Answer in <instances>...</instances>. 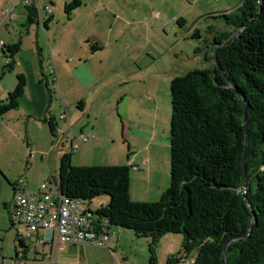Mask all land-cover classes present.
<instances>
[{
	"label": "trees",
	"instance_id": "trees-1",
	"mask_svg": "<svg viewBox=\"0 0 264 264\" xmlns=\"http://www.w3.org/2000/svg\"><path fill=\"white\" fill-rule=\"evenodd\" d=\"M80 3L64 4L67 17ZM25 9V24L37 22L38 7ZM206 16L223 25H207L203 45L194 49L209 65L170 81V181L158 199L130 197L129 165H73L71 149L61 154L57 176L47 184L83 201L112 230L128 229L152 244L166 233L181 234L180 251L164 264L187 258L190 264H264V0H241L230 12ZM191 37L200 39V31L194 29ZM4 46L9 60L3 72L12 70L20 42ZM25 85V76L16 74L14 88L0 99V117L17 109ZM43 121L55 137V119ZM17 183H11L13 193ZM100 195L107 201L92 210L91 200ZM15 240V259H25V238Z\"/></svg>",
	"mask_w": 264,
	"mask_h": 264
},
{
	"label": "crops",
	"instance_id": "crops-1",
	"mask_svg": "<svg viewBox=\"0 0 264 264\" xmlns=\"http://www.w3.org/2000/svg\"><path fill=\"white\" fill-rule=\"evenodd\" d=\"M179 1L181 0H144V3L149 9L158 8L161 13L159 16L165 14L166 17L170 5L175 3L176 8ZM30 2L31 5L40 6L38 21L35 22L37 26L33 27L34 23L25 24L24 21L20 22L22 29L19 31L11 26V30L6 28V25L10 24H5L8 32L3 28L0 30V40L6 46L20 42V50L13 55L12 70H1L0 88L7 94L16 84V74H23L26 85L18 106L24 104L25 112L30 113L43 128L45 127L44 137L49 141L50 151L57 153L66 145L69 151L72 144L77 145L72 154L80 147L83 151L86 149V152H101L108 148V161L101 164L130 166L133 172L130 174L129 191L133 194V200L148 201L150 196L151 200H155L169 183L167 167L165 169V165H162L163 173L159 171L160 164L157 167L159 159L165 161V150L161 154V141L156 134L159 117L157 89H150L145 85L146 80L136 77L138 70L135 68L138 65L135 61L126 62L123 54L119 55V59H110L104 52L110 40L112 20L118 21L122 18L117 9L130 6L133 1L81 0L80 5L67 19L62 13L64 3L59 7V4L55 5L47 0H31L29 5ZM191 2L193 6L203 3L220 8L230 6L232 8L229 10H234L239 7L241 0ZM45 5L49 6V13L44 9ZM185 7L186 5H183L182 8ZM130 8L132 9L131 6ZM25 10L24 8L21 13L26 18ZM180 12L182 9L172 13L176 21ZM48 16H51V19ZM203 17L204 15L197 20ZM16 18L13 16V19ZM105 19H111L109 28L105 27ZM91 46L96 49H91ZM5 55V46H0V59L4 65L9 60ZM49 62H52L56 80L51 78ZM50 117L55 119V137L43 121V118ZM81 134L85 136V141L80 138ZM68 135L70 140L67 141ZM63 142L65 145L62 146ZM123 142L127 150L121 149ZM152 179L160 183L155 191H152ZM136 184H147L146 198L141 195L145 192L143 187L132 189ZM113 233L108 248L65 245L57 252L55 264H114L117 258L116 250L124 245L125 233L117 229L113 230ZM38 236L48 237L50 233L40 230ZM34 245L36 250H33V262L27 263L28 251L24 255L25 259L16 261H20L19 264H50L42 258V253L37 252L52 249L49 242ZM61 252L70 253V258L59 257Z\"/></svg>",
	"mask_w": 264,
	"mask_h": 264
},
{
	"label": "rangeland",
	"instance_id": "rangeland-1",
	"mask_svg": "<svg viewBox=\"0 0 264 264\" xmlns=\"http://www.w3.org/2000/svg\"><path fill=\"white\" fill-rule=\"evenodd\" d=\"M47 1H51L55 5L59 4L60 7L63 3H68L71 0ZM131 1H133L130 5L132 9L130 6H122L117 9L121 13V19L118 21L112 20L113 24L109 22L111 19L104 20L105 27L109 28V24H111L112 30L108 46L104 52L110 59H119V55L123 54L126 62L135 61L140 69L138 67L135 68L138 70L136 77L140 80H146L147 84L145 85L149 86L150 89H157L159 117L157 119L156 134L161 141V154L165 150V161L162 158L159 159L160 163H158L157 167L160 164V173L164 172L162 165H165V169L167 167L170 181L168 140L170 81L174 76L182 75L188 70L193 68L201 69L209 65L207 61L203 60L201 53H195L194 51L197 46L203 45V40L207 37L205 32L207 25L214 23V20L210 19L206 14L215 12L219 14L218 12L220 11L230 12L232 10L229 9L232 7L220 8L218 6H207L203 3V5L193 6L191 5V0H181L178 4L176 3V8L174 7L175 3L170 5L166 17L165 14L160 17L159 14L161 13L158 8L149 9L144 0ZM28 3V0H0V30L3 28L8 32L6 28L11 30L9 26L16 31L22 29L20 22L23 23L26 18L23 17L21 11L29 5ZM183 5H186V7L182 8ZM181 9V14L176 17L179 21H176L172 13ZM62 13L64 18L67 19L64 5H62ZM203 15V18L197 20L198 17ZM13 16L17 18L13 19ZM222 22L219 21L213 25L221 27L223 25ZM5 24L10 25H6L5 28ZM32 26L35 27L37 25L34 23ZM194 29L200 31V39L191 37ZM3 66V60L0 59V75ZM2 91L0 88V99H5L7 94ZM24 108H26L24 104H21L17 109L10 110L0 117V264L20 263V261L15 259V246L17 245L15 239L18 235H23L25 231L24 225L17 223L12 225L10 221L9 205L14 196L11 183L21 180L26 192L32 195L37 194V188L40 184L48 183L49 178L57 176L59 157L64 151L68 152L67 145L57 153L50 151L49 141L44 137L43 129L45 127L43 128L30 113H26ZM109 128L108 126L107 129ZM124 131H127L126 125ZM82 136L83 134L80 135V138L83 140ZM68 139L70 140L69 135L67 141ZM63 145H65L64 142L62 143ZM59 146L61 148V144ZM121 149H126L124 142L121 145ZM84 150L80 147L76 152H73V165L91 166L108 161V148L101 152H90L89 150L86 152V149ZM132 172L131 169L129 173L131 174ZM151 183L152 191H155L158 188L157 184H160L154 182L153 179ZM140 186L145 191L141 195L146 198L148 195L146 193L147 184L143 186L142 184H136L132 189L136 190ZM168 186L169 183L166 189ZM51 187H53V184ZM151 193L149 194L151 195ZM129 194L132 198L133 194L130 191ZM107 198L105 195L94 197L91 200L90 208L95 210L103 201H107ZM155 200H151L150 196L148 202ZM5 204L8 205V209L5 208ZM113 230L116 229L113 228ZM124 230L126 231L118 230L125 233L123 234L125 236L123 238L124 245L116 250L117 258L115 262L119 264H151V257L154 259L153 264H164L168 255L180 251L182 235L179 233H166L160 237L157 243L152 244L150 238L137 237L132 231ZM25 241L29 246L27 263L33 262V242L27 239ZM60 256H63L64 259H69L70 253L64 254L61 252ZM115 262L114 264H117ZM178 264H190V260L187 258L181 260Z\"/></svg>",
	"mask_w": 264,
	"mask_h": 264
},
{
	"label": "built area",
	"instance_id": "built-area-1",
	"mask_svg": "<svg viewBox=\"0 0 264 264\" xmlns=\"http://www.w3.org/2000/svg\"><path fill=\"white\" fill-rule=\"evenodd\" d=\"M44 9L49 13L48 5H45ZM4 45L0 40V46ZM48 64L51 67V78L56 80L52 62ZM82 138L86 140L85 136ZM76 148L77 145L72 144L70 149ZM23 185V181L18 180L10 204V218L14 224L25 226L22 235L25 239L33 240V236L40 230L50 233L48 237H39L32 241L34 251L35 243L49 242L52 249L37 252L42 253V258L50 264L56 263L57 252L65 245L108 248L110 237L114 234L113 230L106 220L93 215L83 201L63 196L57 191V187H50L47 183L40 184L37 194L33 195L26 192Z\"/></svg>",
	"mask_w": 264,
	"mask_h": 264
},
{
	"label": "water",
	"instance_id": "water-1",
	"mask_svg": "<svg viewBox=\"0 0 264 264\" xmlns=\"http://www.w3.org/2000/svg\"><path fill=\"white\" fill-rule=\"evenodd\" d=\"M235 36H233L231 39H233ZM228 40V41H230ZM213 63L216 64L215 60L213 59ZM245 118H246V113H245V108H244V125H245ZM246 156H247V143L245 144V153H244V167H246ZM243 187H244V184H243ZM243 195H244V191H243ZM253 226V223L251 225V227ZM247 234V233H246ZM246 234L242 235V236H245ZM223 259H224V256H223ZM222 259V260H223Z\"/></svg>",
	"mask_w": 264,
	"mask_h": 264
}]
</instances>
